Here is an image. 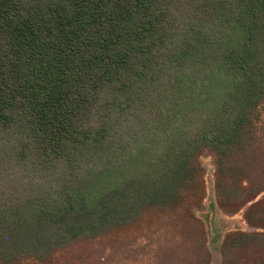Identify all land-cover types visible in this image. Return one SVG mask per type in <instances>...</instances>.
Segmentation results:
<instances>
[{
    "label": "trees",
    "instance_id": "16d2710c",
    "mask_svg": "<svg viewBox=\"0 0 264 264\" xmlns=\"http://www.w3.org/2000/svg\"><path fill=\"white\" fill-rule=\"evenodd\" d=\"M263 107L264 0H0V264L192 220L204 150L263 222Z\"/></svg>",
    "mask_w": 264,
    "mask_h": 264
},
{
    "label": "rangeland",
    "instance_id": "374dc122",
    "mask_svg": "<svg viewBox=\"0 0 264 264\" xmlns=\"http://www.w3.org/2000/svg\"><path fill=\"white\" fill-rule=\"evenodd\" d=\"M261 115L260 130H264V107ZM199 162L203 169L204 194L199 205L193 207L192 220L178 221L177 218L165 217L151 226L141 223L140 227L129 229L124 234L111 236L112 232L97 240L80 241L72 246L68 263L222 264L220 246L225 236L242 232L260 235V241L245 243L240 239L247 238L239 236L241 234L230 238L226 255L233 258L226 264H264V220L247 222L244 217L246 204L240 209L221 207L212 189L214 159L204 150ZM256 200H262V195L251 201ZM209 201L213 202L212 208L208 206ZM261 208L264 209V204ZM232 243L246 245H240L233 252Z\"/></svg>",
    "mask_w": 264,
    "mask_h": 264
}]
</instances>
